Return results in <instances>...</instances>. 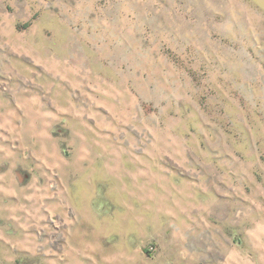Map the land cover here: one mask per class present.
<instances>
[{
	"label": "rangeland",
	"instance_id": "374dc122",
	"mask_svg": "<svg viewBox=\"0 0 264 264\" xmlns=\"http://www.w3.org/2000/svg\"><path fill=\"white\" fill-rule=\"evenodd\" d=\"M256 247L264 0H0V264Z\"/></svg>",
	"mask_w": 264,
	"mask_h": 264
},
{
	"label": "crops",
	"instance_id": "0c3cea01",
	"mask_svg": "<svg viewBox=\"0 0 264 264\" xmlns=\"http://www.w3.org/2000/svg\"><path fill=\"white\" fill-rule=\"evenodd\" d=\"M85 172H86L85 169H81L78 172L74 171V174L75 175H79V176H82L84 174H89V173H85ZM59 174L61 175V179H62V182L64 184V177L66 175H68V171L62 169ZM88 176H90V175H88ZM15 177H16V179L18 180V182L20 184H23L29 178V176L27 174L22 173V172L20 173V171H16L15 172ZM89 180L90 179H88V182H89ZM65 197H64V200H65ZM64 200H63V205H65V201ZM69 200L67 201V204L69 206H72V205H70L68 203V202L71 201V200L70 201ZM80 205H83V206L86 205L87 207H89L91 209V212H92V213L90 212L91 216H95V215H93L94 212L92 211V208L94 207V204L92 205L89 200H87V201L85 200V201L81 202ZM221 232H223V231L221 230ZM248 233L250 235H252V234L255 235L256 234L255 232H252V231H248ZM255 246H256V244H255ZM256 248H253V251L256 254V256L258 257L257 264H261V261H263V264H264V248H263V251H262L263 252V256H261V254H260L261 251L259 250V248L258 247H256ZM209 252L210 251H207V253L197 257L196 259L195 258L194 259L193 258L187 259V261L189 262L188 264H191V263L192 264H196L197 261H199V260L207 262V264H252L251 261H250L251 258L249 257V256H252V255H250L249 253H248V255H246V253L240 252L238 250H231L228 253H224L223 250H220V249L217 250V251H214L212 254L209 253Z\"/></svg>",
	"mask_w": 264,
	"mask_h": 264
}]
</instances>
